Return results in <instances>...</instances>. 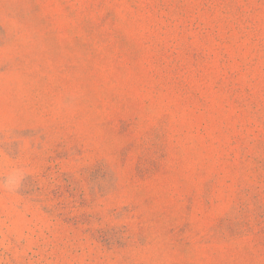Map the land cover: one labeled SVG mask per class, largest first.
I'll return each mask as SVG.
<instances>
[{"label": "rangeland", "instance_id": "1", "mask_svg": "<svg viewBox=\"0 0 264 264\" xmlns=\"http://www.w3.org/2000/svg\"><path fill=\"white\" fill-rule=\"evenodd\" d=\"M0 264H264V0H0Z\"/></svg>", "mask_w": 264, "mask_h": 264}]
</instances>
